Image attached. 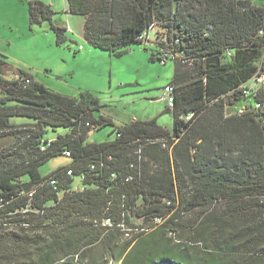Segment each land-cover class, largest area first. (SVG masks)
Wrapping results in <instances>:
<instances>
[{"label": "trees", "instance_id": "1", "mask_svg": "<svg viewBox=\"0 0 264 264\" xmlns=\"http://www.w3.org/2000/svg\"><path fill=\"white\" fill-rule=\"evenodd\" d=\"M66 3L84 16L88 44L116 56L150 24L166 35L176 53L174 102L164 108L172 125L133 119L114 126L113 139L87 142L92 128L111 123L95 114L99 99L52 90L22 70L9 79L13 65L0 53V264H264V82L243 92L264 75V8L250 0ZM53 13L28 1L30 28L47 22L61 44L66 28ZM151 58L161 60L157 49ZM57 127L69 131L45 138ZM57 154L70 163L41 175ZM132 217L142 230L126 237Z\"/></svg>", "mask_w": 264, "mask_h": 264}, {"label": "rangeland", "instance_id": "2", "mask_svg": "<svg viewBox=\"0 0 264 264\" xmlns=\"http://www.w3.org/2000/svg\"><path fill=\"white\" fill-rule=\"evenodd\" d=\"M28 1L0 0V53L7 55L14 68L6 77L14 78L17 70H22L60 93L77 96L83 90L92 92L101 104L95 114L105 116L111 123L92 128L86 136L87 142L113 139L112 128L133 119L157 117L161 125L171 127L172 116L164 112L166 103L161 98V91L171 81L173 61L151 58L155 49L153 43H129L120 48L124 53L116 56L109 50L88 44L81 36L75 16L66 12L65 0H42L49 1L56 12L52 15L53 22L65 25L67 39L57 44L47 22L30 28ZM250 1L264 8V0ZM78 38L82 39L83 48H78ZM259 66L264 70V53ZM68 131L66 127L50 129L45 138L51 139ZM69 163V157L57 154L40 166L39 171L41 175H47ZM78 182L79 177H75L74 183L77 185ZM183 219L193 220V214H183ZM124 224L126 231L121 230L126 237L142 230L139 227L141 220L136 217ZM157 263L173 264L168 261ZM76 264L89 262L78 259Z\"/></svg>", "mask_w": 264, "mask_h": 264}, {"label": "built area", "instance_id": "3", "mask_svg": "<svg viewBox=\"0 0 264 264\" xmlns=\"http://www.w3.org/2000/svg\"><path fill=\"white\" fill-rule=\"evenodd\" d=\"M140 41L142 43H153L155 45V50L157 49L159 53V57L161 60H166V59H174L176 57V53H174L171 48L169 47V42L166 39V35L156 28L154 24H150L146 27V29L138 36ZM163 43V44H159ZM25 82H29V79H26ZM264 82V75H254L251 77L243 87V92L244 95H247L251 92H254L257 90V88L263 84ZM161 98L165 101L166 106L172 107L173 102H174V94H173V87L170 84H167L163 87L161 91ZM256 106H259V103L256 104ZM242 108L238 109V113L242 112ZM192 114H188L185 116L186 119H188ZM49 145V140L48 142H43L40 145V149L44 150L47 146ZM65 155H70L68 151L63 152ZM90 168H94V165H90ZM71 170H67V174H71ZM126 180H130L131 176H127L125 178ZM57 182L58 180L54 177H50L47 179L46 183L51 185L54 189L57 187ZM27 195V205H29V201L31 200L33 196V190H30L29 192L26 193ZM108 221V220H107ZM108 224V223H107Z\"/></svg>", "mask_w": 264, "mask_h": 264}, {"label": "crops", "instance_id": "4", "mask_svg": "<svg viewBox=\"0 0 264 264\" xmlns=\"http://www.w3.org/2000/svg\"><path fill=\"white\" fill-rule=\"evenodd\" d=\"M46 3H49V1H46ZM50 4V3H49ZM51 5V4H50ZM53 6H54V4H53ZM65 9H66V12L67 13H69L68 12V10H67V3H66V0H65ZM54 13H56L55 11H54ZM53 13V14H54ZM70 15H72V16H75V17H73V18H75L76 19V25H78L79 27H80V33H81V36L84 38V35H83V22H84V16L83 15H80V14H71V13H69ZM55 23H58V22H55ZM58 24H60V23H58ZM61 25H63L64 27H65V25L64 24H61ZM85 39V38H84ZM86 40V39H85ZM78 41H80V42H78V48L80 47V48H83V46H82V44H83V41H82V39L81 38H78ZM7 56V55H6ZM21 120V119H20Z\"/></svg>", "mask_w": 264, "mask_h": 264}, {"label": "water", "instance_id": "5", "mask_svg": "<svg viewBox=\"0 0 264 264\" xmlns=\"http://www.w3.org/2000/svg\"><path fill=\"white\" fill-rule=\"evenodd\" d=\"M112 264V263H111ZM156 264H164V263H156Z\"/></svg>", "mask_w": 264, "mask_h": 264}]
</instances>
